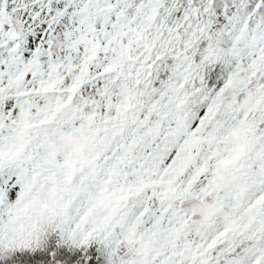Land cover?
<instances>
[{"label": "snow or ice", "instance_id": "snow-or-ice-1", "mask_svg": "<svg viewBox=\"0 0 264 264\" xmlns=\"http://www.w3.org/2000/svg\"><path fill=\"white\" fill-rule=\"evenodd\" d=\"M0 264H264V0H0Z\"/></svg>", "mask_w": 264, "mask_h": 264}]
</instances>
